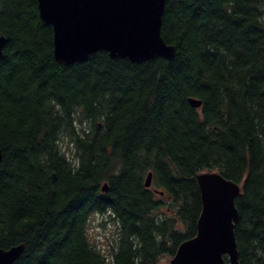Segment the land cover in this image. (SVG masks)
Here are the masks:
<instances>
[{
	"label": "trees",
	"instance_id": "16d2710c",
	"mask_svg": "<svg viewBox=\"0 0 264 264\" xmlns=\"http://www.w3.org/2000/svg\"><path fill=\"white\" fill-rule=\"evenodd\" d=\"M161 31L171 60L61 64L38 0H0V247L25 245L14 264H159L197 233L205 171L241 186L239 261L264 264V0H167ZM100 213L118 228L107 250L89 236Z\"/></svg>",
	"mask_w": 264,
	"mask_h": 264
},
{
	"label": "water",
	"instance_id": "95a60500",
	"mask_svg": "<svg viewBox=\"0 0 264 264\" xmlns=\"http://www.w3.org/2000/svg\"><path fill=\"white\" fill-rule=\"evenodd\" d=\"M167 0H38L41 19L53 27L54 56L61 64L85 61L97 51L142 63L155 56L171 60L176 48L162 36ZM5 37H0V56ZM195 107L201 100L191 98ZM3 152L0 148V162ZM153 173L146 176L152 186ZM202 211L194 237L179 244L168 264H240L235 222L241 186L217 171L197 175ZM104 183L102 190L107 191ZM163 193V192H162ZM25 245L0 247V264H14Z\"/></svg>",
	"mask_w": 264,
	"mask_h": 264
},
{
	"label": "rangeland",
	"instance_id": "374dc122",
	"mask_svg": "<svg viewBox=\"0 0 264 264\" xmlns=\"http://www.w3.org/2000/svg\"><path fill=\"white\" fill-rule=\"evenodd\" d=\"M117 225L111 220L108 214H95L92 217L89 228V236L104 249H109L111 244H115L117 238ZM172 257L163 255L159 259V264H168Z\"/></svg>",
	"mask_w": 264,
	"mask_h": 264
}]
</instances>
